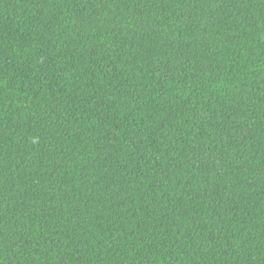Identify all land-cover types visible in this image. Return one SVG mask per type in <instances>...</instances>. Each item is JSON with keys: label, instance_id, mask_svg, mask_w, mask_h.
I'll list each match as a JSON object with an SVG mask.
<instances>
[{"label": "trees", "instance_id": "1", "mask_svg": "<svg viewBox=\"0 0 264 264\" xmlns=\"http://www.w3.org/2000/svg\"><path fill=\"white\" fill-rule=\"evenodd\" d=\"M0 264H264V0H0Z\"/></svg>", "mask_w": 264, "mask_h": 264}]
</instances>
